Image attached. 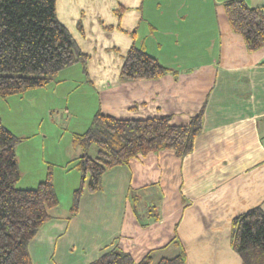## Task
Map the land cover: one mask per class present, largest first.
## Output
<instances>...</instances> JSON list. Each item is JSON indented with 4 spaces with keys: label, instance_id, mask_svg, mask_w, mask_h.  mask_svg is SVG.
Segmentation results:
<instances>
[{
    "label": "crops",
    "instance_id": "crops-1",
    "mask_svg": "<svg viewBox=\"0 0 264 264\" xmlns=\"http://www.w3.org/2000/svg\"><path fill=\"white\" fill-rule=\"evenodd\" d=\"M224 1L66 0L62 13L76 25L79 48L119 50L121 58L113 74L81 75L75 91L88 90L91 102L86 113L74 112L71 133L83 132L98 110L122 119L168 116L185 125L203 107L202 128L186 155L170 149L138 154L107 170L100 190L85 189L74 215L66 211L71 200L58 214L51 209L29 243L32 264H88L113 246L135 261L147 253L157 261L183 252L181 264H241L231 245L232 221L254 207L264 212V47L247 51L229 26ZM244 1L264 7V0ZM95 34L112 38L111 45L99 44ZM120 41L126 51L143 47L167 73L120 78L126 51L112 44ZM55 129L62 135V126ZM69 145V156L64 151V160L55 161V178L77 171L65 167L81 153Z\"/></svg>",
    "mask_w": 264,
    "mask_h": 264
},
{
    "label": "trees",
    "instance_id": "trees-1",
    "mask_svg": "<svg viewBox=\"0 0 264 264\" xmlns=\"http://www.w3.org/2000/svg\"><path fill=\"white\" fill-rule=\"evenodd\" d=\"M223 5L231 30L243 37L247 51L264 47V7L249 6L244 0H225ZM86 59L88 56L59 21L56 0H0L1 97L45 86L61 69ZM167 71L157 58L133 44L123 57L119 76L156 79ZM202 119L203 107L185 125L172 124L168 116L122 119L96 111L83 132L71 134L73 145L81 153L65 165L80 174L69 214L78 211L85 189L91 193L101 189L102 175L110 168L150 151L170 149L179 157L191 152ZM19 141L21 138L3 125L0 116V264H32L29 243L51 219V209L59 205L51 166L34 187L16 186L21 177L16 155ZM91 145L96 147L94 156L88 154ZM231 230V245L241 264H264V212L259 207L247 210L233 219ZM183 262V252L157 261L147 253L135 261L127 251L113 246L88 264Z\"/></svg>",
    "mask_w": 264,
    "mask_h": 264
},
{
    "label": "rangeland",
    "instance_id": "rangeland-1",
    "mask_svg": "<svg viewBox=\"0 0 264 264\" xmlns=\"http://www.w3.org/2000/svg\"><path fill=\"white\" fill-rule=\"evenodd\" d=\"M65 8L66 0H58L57 15L65 21L73 39L81 41L80 34L75 30L76 25L73 29L69 17L63 16L62 10H65ZM78 29L82 32L81 28L78 27ZM95 38L99 44L103 43L104 45L110 44L112 39L98 34H95ZM112 44L117 46L121 44L119 46L121 51H126L125 42H113ZM88 51H82L88 56L85 63L77 62L78 65L73 67L69 73H62L57 78L54 75L52 81L47 85L12 94L6 98L0 96V116L3 125L21 138L16 146L17 162L19 170L22 172L16 184L17 187H34L38 181L45 178V171H47L48 166H51L55 173L56 170H59L60 165H56L55 161L58 159L64 160V155L61 153H64L66 148L69 149V143L72 142L70 128L75 123L74 112L86 113V102H91L88 90L82 88L75 91L78 86L77 83L80 84L81 75L86 78L90 74L94 78L96 73L113 74L117 69L116 64L121 60L119 50ZM61 78L63 80H59ZM70 107L71 109H69ZM55 126L57 128L62 126V135L57 134ZM69 153V151H65V154L68 155ZM95 153L96 147L91 145L88 154L94 156ZM47 160L49 163L46 162ZM44 169L46 170L44 171ZM77 172L79 173L78 170H74L67 176H63V174L57 178L53 173V187L59 196L60 204L54 209L55 211L58 210L57 214L61 212L62 204L68 205L70 203L72 196L70 188L77 187L78 182L70 180L69 176H78L79 180L80 174Z\"/></svg>",
    "mask_w": 264,
    "mask_h": 264
}]
</instances>
